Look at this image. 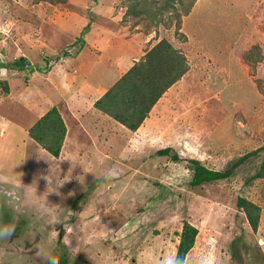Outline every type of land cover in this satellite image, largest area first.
<instances>
[{
  "label": "rangeland",
  "instance_id": "obj_1",
  "mask_svg": "<svg viewBox=\"0 0 264 264\" xmlns=\"http://www.w3.org/2000/svg\"><path fill=\"white\" fill-rule=\"evenodd\" d=\"M83 20L124 38L139 33L145 50L165 39L187 69L135 131L93 104L86 120L97 128L95 146L79 160L59 154L51 166L29 147L36 166L28 171L21 151L0 146V189L21 190L18 205L0 201V217L17 220L14 236L0 241V264H168L184 221L198 229L184 264H264V178L246 184L264 158V0H0L4 61L38 54L34 61L49 66L74 56ZM63 41L66 49H56ZM97 114L103 122L91 126ZM256 149L227 179L190 185L192 160L222 170ZM49 171L52 181L66 180L46 201L57 208L51 216L30 203L36 184L38 196L48 191ZM240 196L261 208L256 232L236 208Z\"/></svg>",
  "mask_w": 264,
  "mask_h": 264
},
{
  "label": "crops",
  "instance_id": "obj_2",
  "mask_svg": "<svg viewBox=\"0 0 264 264\" xmlns=\"http://www.w3.org/2000/svg\"><path fill=\"white\" fill-rule=\"evenodd\" d=\"M108 1L111 4L115 0ZM86 25L89 28L85 33L84 45L74 56L64 55L46 66L47 61L44 59L35 62L34 57L39 55L34 54L32 59L25 60V65L21 64L22 69L0 67V80L6 81L8 87L7 91H0V146L6 148L7 152L10 148L18 150L19 153L21 151V159L25 161V166L28 163V171H33L36 166L28 162L29 147L51 166L55 161L65 159L74 162L75 159L79 160V157H86L85 152L95 146V140L92 137L97 129L89 127L86 120L87 116L92 117L96 114V111H90V107L93 109L95 100L102 96L147 51L144 48L148 40H143V43L138 42L136 35L139 36V33L130 38H124L122 34H114L110 30L101 32L97 24L90 25L84 20L74 31L80 32V29ZM52 32L58 34L56 40L62 33H59L58 28L57 32L55 30ZM19 40L20 47H24V37ZM67 44L68 42L64 41L55 44L59 47L56 49L62 46L66 49ZM27 46L30 47V43ZM40 46L33 43L34 50L40 51ZM29 47L27 51H33ZM49 50L48 48L47 51ZM121 51L126 53V57L119 54ZM18 58L24 59L16 55L12 58L13 60L10 58L6 62L15 61ZM29 70L30 74L27 73ZM52 106L58 109L66 126L64 144L60 151V155H65L63 159L52 156L28 135V129ZM101 116L102 114H97L96 120L99 122L98 119H100V122L92 123L91 126H100L103 122ZM84 137H87L91 144L81 142L86 139ZM42 168H44L41 169L42 173L45 174L50 170V166Z\"/></svg>",
  "mask_w": 264,
  "mask_h": 264
},
{
  "label": "trees",
  "instance_id": "obj_3",
  "mask_svg": "<svg viewBox=\"0 0 264 264\" xmlns=\"http://www.w3.org/2000/svg\"><path fill=\"white\" fill-rule=\"evenodd\" d=\"M88 28V25H86L83 32ZM77 43L82 48L84 38L80 37ZM66 53H63V55H66ZM58 56H56V59ZM4 66L15 67L16 69L23 68L21 58L11 63L0 61V67ZM186 69L185 59L180 51H177L167 40L161 39L148 49L140 60L135 61L102 96L96 99L94 106L129 130L135 131L148 116L161 95L183 75ZM27 73L30 74L31 71L29 70ZM7 90L6 84L4 91ZM65 133V123L55 106L49 108L28 129V135L54 157H58L60 154ZM261 148L264 149V146ZM169 151L168 148H164L160 149L158 153L167 155ZM257 152L256 149L243 154L222 170H213L205 167L198 160H192L194 167L190 185L197 186L227 179L247 157ZM172 159H178L176 154L172 155ZM255 178H264V158L256 172L247 179L246 184H249ZM236 208L243 212L249 227L253 232H256L259 226L260 206L240 196L237 197ZM197 233L196 226L188 221L182 223L173 264H184L186 254L193 247Z\"/></svg>",
  "mask_w": 264,
  "mask_h": 264
},
{
  "label": "clouds",
  "instance_id": "obj_4",
  "mask_svg": "<svg viewBox=\"0 0 264 264\" xmlns=\"http://www.w3.org/2000/svg\"><path fill=\"white\" fill-rule=\"evenodd\" d=\"M50 172L45 177L48 191H45L43 193V195L38 196L37 195V184H36L35 190L32 194L33 199L30 201V203L33 206H37L40 208L42 214L48 215V216L55 214L57 211V208L50 209V208L46 207L45 206L46 201L51 196L58 193L64 187L65 181H66L65 180L63 183H61V181L59 179V175H57L55 180L52 181V178L50 177ZM114 174H115L114 171L109 170L105 175V179H111ZM79 180H80V178H79ZM20 181H21V179H20ZM50 181L52 182V185H53L51 187H49ZM67 182H68V180H67ZM21 184L24 185L22 182H21ZM53 189L55 191H52ZM20 192H21V190L17 189L15 186H13L11 189H0V201L7 202L13 206H16L21 201ZM23 192H25V193L27 192V186L26 185H24ZM12 210L14 211L15 207H13ZM16 225H17V220L14 217L11 220H5L2 217H0V241H7V240L11 239L15 234ZM168 264H173L171 258H169Z\"/></svg>",
  "mask_w": 264,
  "mask_h": 264
},
{
  "label": "built area",
  "instance_id": "obj_5",
  "mask_svg": "<svg viewBox=\"0 0 264 264\" xmlns=\"http://www.w3.org/2000/svg\"><path fill=\"white\" fill-rule=\"evenodd\" d=\"M0 61H4V57H3L2 53H1V51H0Z\"/></svg>",
  "mask_w": 264,
  "mask_h": 264
},
{
  "label": "water",
  "instance_id": "obj_6",
  "mask_svg": "<svg viewBox=\"0 0 264 264\" xmlns=\"http://www.w3.org/2000/svg\"><path fill=\"white\" fill-rule=\"evenodd\" d=\"M21 64L25 65V59H21Z\"/></svg>",
  "mask_w": 264,
  "mask_h": 264
}]
</instances>
